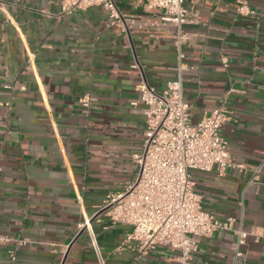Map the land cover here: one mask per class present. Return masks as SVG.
<instances>
[{
	"label": "crops",
	"instance_id": "0c3cea01",
	"mask_svg": "<svg viewBox=\"0 0 264 264\" xmlns=\"http://www.w3.org/2000/svg\"><path fill=\"white\" fill-rule=\"evenodd\" d=\"M246 2L255 14L238 16L236 0H184L197 14L183 27L191 123L225 108L229 161L242 166L190 172L202 209L233 221L198 238L188 264H264V0ZM116 4L157 19L135 0ZM108 22L100 7L62 13L56 0H0V264H180L164 246L141 254L125 244L130 227L100 213L136 175L137 85L162 92L176 65L170 29Z\"/></svg>",
	"mask_w": 264,
	"mask_h": 264
},
{
	"label": "built area",
	"instance_id": "2783aa9c",
	"mask_svg": "<svg viewBox=\"0 0 264 264\" xmlns=\"http://www.w3.org/2000/svg\"><path fill=\"white\" fill-rule=\"evenodd\" d=\"M56 1L62 13L100 7L107 14L108 26H116L123 32L130 28L151 33L171 30L176 50L175 77L162 92L144 81L137 85L145 110L142 143L131 157L136 175L121 192L108 198L100 213L112 225L129 226L124 243L134 242L141 254L164 246L178 252L180 264H188L197 251L198 238L230 230L233 221L220 222L202 209L190 172H222L227 167H242L229 161L228 143L222 135V126L228 119L225 108L212 110L195 124L190 120L189 105L183 95L182 73L188 66L182 46L191 36L183 27L196 21V12L188 10L184 0H135V6L143 13L157 16V19H142L123 14L116 0ZM235 13L255 14L246 0H236ZM221 64L227 66L225 57L221 58ZM79 229H85V225ZM237 236L240 245L245 235L237 232Z\"/></svg>",
	"mask_w": 264,
	"mask_h": 264
}]
</instances>
